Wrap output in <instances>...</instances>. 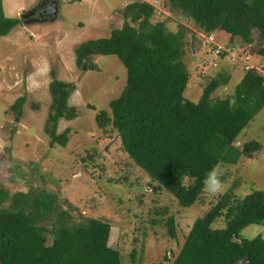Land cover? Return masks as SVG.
<instances>
[{
  "label": "trees",
  "instance_id": "16d2710c",
  "mask_svg": "<svg viewBox=\"0 0 264 264\" xmlns=\"http://www.w3.org/2000/svg\"><path fill=\"white\" fill-rule=\"evenodd\" d=\"M167 4L190 18L200 35L212 33L221 42L214 38L221 31L234 55L244 52L240 58L226 59L241 60L243 68L231 95H211L227 81V72L211 77L197 100L182 95L189 79L182 59L189 48L188 27L177 21V29L170 30L163 19L152 21L154 7L145 0L126 3L121 26L112 28L108 36L88 38L73 50L77 64L94 54H114L124 65L120 92L109 99V111L98 109L94 120L100 128L115 130L121 149L147 174L153 189H163L179 205L188 206L200 199L203 178L214 165L233 163L240 154L252 156L260 147L255 139L237 143L238 147L234 142L264 105V61L260 68L244 67L243 61L247 55L251 63L246 50H253L252 41L257 44L254 50L264 56V0H167ZM19 21L17 16L5 15L0 0V35ZM235 37L243 43L242 49ZM207 45L214 46L211 41ZM73 88L71 82L55 77L48 84L51 103L44 129L60 145L69 129L55 132L56 120L75 115V107L66 104ZM21 99L12 107L17 108ZM24 184V190L0 185V264H123L119 251L107 244V220L83 216L75 205L56 201L55 192L33 182ZM231 188L193 219L178 249L163 252L158 264H239L241 259L245 264H264V237L259 232L250 237L241 234L250 223L264 227V190L236 195ZM165 210L164 205L155 208L156 217L150 221L161 222L173 237L174 219L171 214L163 219ZM216 217L222 226L210 225ZM135 252L130 253L132 262Z\"/></svg>",
  "mask_w": 264,
  "mask_h": 264
},
{
  "label": "rangeland",
  "instance_id": "374dc122",
  "mask_svg": "<svg viewBox=\"0 0 264 264\" xmlns=\"http://www.w3.org/2000/svg\"><path fill=\"white\" fill-rule=\"evenodd\" d=\"M23 1L27 2L2 0L5 15H15L20 21L0 35V185L8 190H24V183L29 181L53 191L56 201L75 205L83 216L92 215L109 222L107 244L119 251L123 264H158L163 252L178 249L193 219L216 196L203 190L200 199L181 206L165 190L149 185L147 174L121 149L115 130L109 126L100 128L94 120L98 109L109 111V99L120 92L125 80L124 65L114 54H94L77 64L73 50L77 43L108 36L112 28L121 26L124 5L133 0H92L89 4L92 7L87 6L91 0L67 2L59 20L50 22L47 17L43 26L39 22L45 15L40 12L29 18L31 21L22 20ZM145 1L154 7L152 21L163 19L170 30L177 29V21L188 27L185 37L189 48L186 47L182 59L189 79L182 95L197 100L211 77L223 75L230 63H235L227 73V81L211 92L212 96L231 95L243 73L240 60L231 62L224 54L225 60L221 61L220 53L213 55L212 47L207 45L208 37L199 34L190 18L168 9L167 0ZM14 4L21 7L15 8ZM190 31L195 34L194 39ZM221 33H215L214 37L221 42L211 40L227 47L230 43ZM235 38L242 49L243 43L240 44L239 37ZM255 46L252 41L253 50L246 52L250 62L260 68L258 64L264 61V56L254 50ZM51 77L74 85L66 104L75 107V115L56 120L55 132L64 127L69 129L63 145L52 140L44 129L51 103L48 90ZM19 97L22 98L19 106L12 107ZM248 139L260 143L252 156L240 154L233 163L218 164L224 169V190L231 186L236 195L264 190V105L239 131L234 144L238 147L237 143ZM88 154L92 155L91 160ZM162 205L166 209L162 218L167 214L173 216V237L166 233L161 222L150 221L156 217L153 210ZM72 217L79 219L76 212H72ZM218 219L210 225L222 226ZM256 232L264 237V227L257 224L250 223L241 229L244 237ZM133 249L136 252L132 262ZM239 262L245 264L243 259Z\"/></svg>",
  "mask_w": 264,
  "mask_h": 264
},
{
  "label": "clouds",
  "instance_id": "9594fccd",
  "mask_svg": "<svg viewBox=\"0 0 264 264\" xmlns=\"http://www.w3.org/2000/svg\"><path fill=\"white\" fill-rule=\"evenodd\" d=\"M253 66L257 67L255 65ZM223 175H224L223 167L221 165H214L205 174L203 178L202 181L203 190L211 196H219L223 194L224 191V182L222 180Z\"/></svg>",
  "mask_w": 264,
  "mask_h": 264
},
{
  "label": "crops",
  "instance_id": "0c3cea01",
  "mask_svg": "<svg viewBox=\"0 0 264 264\" xmlns=\"http://www.w3.org/2000/svg\"><path fill=\"white\" fill-rule=\"evenodd\" d=\"M27 2H22V10H23V8L24 9H26L27 8V6H29V5H31V4H33L35 1H37V0H26ZM54 2H55V5H56V9H55V15H54V17L52 18V19H50V22H55V21H57V20H59V18L61 17V15L62 14H64L65 13V11H64V8H65V6H66V4H67V2H69V3H72V2H80V0H54ZM91 2H92V0L91 1H89V2H87V6H89V4H91ZM68 3V4H69ZM24 5V6H23ZM26 5V6H25ZM16 6V7H15ZM20 5H18L17 6V4H14V7L15 8H17V7H19ZM2 7H3V12L5 13L6 12V8H5V6L3 5V3H2ZM21 7V6H20ZM89 7H92V6H89ZM21 9V8H20ZM21 10V11H22ZM12 16H15V15H12ZM48 16H49V14H48ZM46 21H48V20H45V18L41 21V22H39V23H41L40 25H45L47 22ZM38 22H36V23H38ZM41 27H39V29H40ZM208 36H211V38H213V35H212V33L211 34H208V35H205L204 37L206 38V37H208ZM220 59H221V61H223V60H225L223 57H220ZM232 62V61H231ZM253 62V61H252ZM241 60H240V63H238L239 64V66L240 67H242L241 66ZM231 65L229 66V69L227 70L226 69V72L228 73V71L231 69V68H233V67H235L236 65H235V63H230ZM258 65H261V63H259Z\"/></svg>",
  "mask_w": 264,
  "mask_h": 264
},
{
  "label": "flooded vegetation",
  "instance_id": "af4514ba",
  "mask_svg": "<svg viewBox=\"0 0 264 264\" xmlns=\"http://www.w3.org/2000/svg\"><path fill=\"white\" fill-rule=\"evenodd\" d=\"M53 2H54V0H37V1H35L32 6L21 11L20 15L23 13L24 14L28 13V14H26L27 15L26 17L25 16L22 17V20H23V18L25 19L27 17H33V16L35 17L37 15L38 11L41 13V15H45L44 18H47L48 17L47 11H49V8L46 9V7L47 6L49 7V5ZM44 9H45V11H44Z\"/></svg>",
  "mask_w": 264,
  "mask_h": 264
},
{
  "label": "built area",
  "instance_id": "2783aa9c",
  "mask_svg": "<svg viewBox=\"0 0 264 264\" xmlns=\"http://www.w3.org/2000/svg\"><path fill=\"white\" fill-rule=\"evenodd\" d=\"M208 39H209L210 41H212V40H211V36H208ZM212 42H213V44H214V46L212 47L213 55H218L219 53L225 51V52H223V53H226L227 57H228L229 59H231V60H232L234 57H236V58H240L239 56L234 55V54L232 53V51H230L227 47L221 45L220 43H217V42H214V41H212ZM234 59H235V58H234ZM243 61H244V63H245V64H244V67H250V66H253L251 63L248 62V60H247V55H245V56L243 57Z\"/></svg>",
  "mask_w": 264,
  "mask_h": 264
},
{
  "label": "water",
  "instance_id": "95a60500",
  "mask_svg": "<svg viewBox=\"0 0 264 264\" xmlns=\"http://www.w3.org/2000/svg\"><path fill=\"white\" fill-rule=\"evenodd\" d=\"M48 8H49V11H47V13H50L49 16H48V18L49 19H52L54 17V15H55V9H56L55 2L51 3L49 5V7L48 6L46 7V9H48ZM44 11H45V9H44ZM38 13H39V11H38ZM26 14H28V13H26ZM26 14L23 13L21 15L23 17V16H27ZM29 18H31V17L25 18V21H31V19H29ZM190 48H191V50H193L192 43H190Z\"/></svg>",
  "mask_w": 264,
  "mask_h": 264
}]
</instances>
